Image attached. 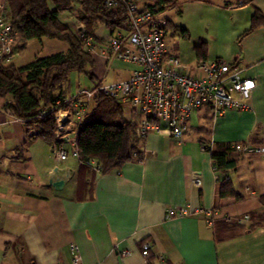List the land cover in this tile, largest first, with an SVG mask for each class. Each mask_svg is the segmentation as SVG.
I'll list each match as a JSON object with an SVG mask.
<instances>
[{
  "label": "crops",
  "instance_id": "1",
  "mask_svg": "<svg viewBox=\"0 0 264 264\" xmlns=\"http://www.w3.org/2000/svg\"><path fill=\"white\" fill-rule=\"evenodd\" d=\"M205 1L224 12L248 6L243 8L245 28L233 24L231 49H205L197 59L236 61L256 83L251 107L215 117L207 107L197 108L181 140L157 132L136 139L135 145L147 153L142 161L131 157L118 169L101 173L69 156L55 171L52 144L37 136L36 126L27 127L7 111L10 96L0 98V264H69L71 244L77 245L82 264H264V223L253 219L264 213L258 200L264 195V158L229 151L234 165L225 174L242 197H219L208 147L223 142L264 145V23L250 29L254 9L264 14V0L242 6L235 5L237 0ZM79 11L73 1L57 18L76 33ZM86 28L99 47L112 32L98 20ZM91 56L95 66L89 79L105 80L110 61L99 53ZM111 61L126 71L120 79L135 69ZM132 115L136 124L138 116ZM193 171L200 173L198 187L191 184ZM58 178L62 183L54 187L49 181ZM181 205L215 209L219 218L247 213L249 220L231 225L217 219L207 226L203 216L164 217L167 207ZM146 241L151 244L147 259L141 254Z\"/></svg>",
  "mask_w": 264,
  "mask_h": 264
},
{
  "label": "built area",
  "instance_id": "2",
  "mask_svg": "<svg viewBox=\"0 0 264 264\" xmlns=\"http://www.w3.org/2000/svg\"><path fill=\"white\" fill-rule=\"evenodd\" d=\"M138 2L141 1L104 0L108 8L122 4L127 14L126 27L114 29L106 38L104 47L93 42L83 22L77 24L76 36L84 51L90 55L99 53L107 62L117 60L130 63L135 69L125 79L99 81L90 89L73 95L64 94L55 100L52 107L39 114H49L54 124L51 150L55 171L58 164L69 156L79 159L78 128L85 116L88 100L97 93L127 105L136 113L138 119L134 133L138 141H142L150 132L165 133L181 140L189 131L191 113L200 107H207L213 117L227 110L245 111L251 107L250 97L256 83L253 78L243 74L236 61L215 58L183 63L167 48V17L148 6L140 8ZM235 5L242 4L237 2ZM14 55L15 33L8 19L7 0H0V65L9 64ZM229 145L232 151L264 158V145L249 142H231ZM136 147L131 157L142 161L147 157L146 150L142 145ZM87 163L94 171L100 172V165L94 159ZM212 168L216 182L222 178L228 179L214 166ZM190 180L193 186L198 187L201 183L200 173L193 171ZM189 216H203L207 226H212L217 219L238 224L249 220L247 213L239 217L224 215L219 218L215 209L188 205L167 207L164 212L166 219ZM150 247L149 241L141 245V254L145 259L149 257ZM70 250L72 258L69 264H82L77 245L71 244Z\"/></svg>",
  "mask_w": 264,
  "mask_h": 264
},
{
  "label": "trees",
  "instance_id": "3",
  "mask_svg": "<svg viewBox=\"0 0 264 264\" xmlns=\"http://www.w3.org/2000/svg\"><path fill=\"white\" fill-rule=\"evenodd\" d=\"M73 1L80 6L77 19L84 23L88 34L86 27L95 20L104 22L111 31L126 27L127 14L120 3L115 8H108L104 0H7V14L15 33L16 46L22 48L27 41L42 38L62 40L67 44L65 52L36 56L22 66L12 63L0 65V98L10 96L6 107L11 114L25 121L27 127L35 124L37 136L50 144L53 143L52 118L49 114H39L52 107L55 100L65 94L64 83L71 72L84 73L92 78L89 70L94 66V59L83 50L76 33L57 18L60 11L71 9ZM137 1H144L154 12H164L178 4V0ZM237 2L245 5L251 4L252 0ZM261 23H264V14L254 9L250 29ZM204 54L205 48H201L197 57H203ZM134 125L133 121L125 118L122 104L104 94L92 96L77 134L81 165L89 166L87 162L94 159L102 173L118 169L131 160L136 150ZM229 144L208 145L212 165L226 177V171L234 165V160L228 154L231 151ZM217 193L219 197H242L235 192L229 179L224 178L219 181ZM258 200L264 208V195L259 196ZM253 219L264 223V213L253 216Z\"/></svg>",
  "mask_w": 264,
  "mask_h": 264
},
{
  "label": "rangeland",
  "instance_id": "4",
  "mask_svg": "<svg viewBox=\"0 0 264 264\" xmlns=\"http://www.w3.org/2000/svg\"><path fill=\"white\" fill-rule=\"evenodd\" d=\"M246 7L248 6L243 8ZM243 8L239 11L229 9L224 12L220 9H214L211 3L206 4L205 0H178L177 6L163 12L168 19L166 44L185 64L196 61L198 50L201 48H205L209 52L217 49H227L228 51L235 42L236 30L235 27L233 28V24L238 22L240 27L238 25L237 29H242L245 28L242 26L244 20H248L244 14L247 10ZM66 50L67 44L62 40L31 39L25 44V47L15 46L16 56L10 63L15 66H22L32 61L36 56H47ZM112 62L110 61L107 65V74L103 81L120 79L126 75V71L121 70L119 64ZM118 69L119 71H117ZM97 82L99 81L92 83V80L84 73L71 72L64 83V89L67 93L65 95L90 89ZM123 111L125 118L129 120L133 118L132 111L127 105H123Z\"/></svg>",
  "mask_w": 264,
  "mask_h": 264
},
{
  "label": "water",
  "instance_id": "5",
  "mask_svg": "<svg viewBox=\"0 0 264 264\" xmlns=\"http://www.w3.org/2000/svg\"><path fill=\"white\" fill-rule=\"evenodd\" d=\"M49 182L55 187V186L61 184V183H62V180L58 178V179H55L54 181H52V180L50 179Z\"/></svg>",
  "mask_w": 264,
  "mask_h": 264
}]
</instances>
